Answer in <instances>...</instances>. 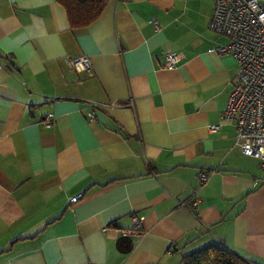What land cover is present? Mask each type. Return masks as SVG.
<instances>
[{
  "label": "crops",
  "instance_id": "0c3cea01",
  "mask_svg": "<svg viewBox=\"0 0 264 264\" xmlns=\"http://www.w3.org/2000/svg\"><path fill=\"white\" fill-rule=\"evenodd\" d=\"M213 9L109 0L72 27L57 0H0V264H183L211 244L264 264V170L222 120L238 61L213 50ZM133 214L143 233L122 235Z\"/></svg>",
  "mask_w": 264,
  "mask_h": 264
},
{
  "label": "built area",
  "instance_id": "2783aa9c",
  "mask_svg": "<svg viewBox=\"0 0 264 264\" xmlns=\"http://www.w3.org/2000/svg\"><path fill=\"white\" fill-rule=\"evenodd\" d=\"M154 22L156 23V20ZM210 28L228 38L226 43H216L213 50L223 54L230 53L238 61L233 90L223 111L222 120L236 125V145L244 154L258 158L264 170V0H214ZM180 60L179 52H168L165 67L173 69ZM67 63L77 72L89 71L92 68L88 55L68 57ZM111 105L115 106L116 103ZM130 105L134 107L133 100ZM101 106L103 104L99 102H91L88 117L95 119V110ZM54 119V114L49 113L43 123L50 126ZM209 127L216 131L220 124ZM210 175L209 170L199 171L200 183L204 184ZM82 196L83 193L74 195L70 201L75 203ZM189 204L195 207L198 198H192ZM188 207L192 208L190 205ZM132 219L133 226L120 229L122 235L139 236L143 233L144 217L133 214ZM104 230H107V227Z\"/></svg>",
  "mask_w": 264,
  "mask_h": 264
},
{
  "label": "trees",
  "instance_id": "16d2710c",
  "mask_svg": "<svg viewBox=\"0 0 264 264\" xmlns=\"http://www.w3.org/2000/svg\"><path fill=\"white\" fill-rule=\"evenodd\" d=\"M57 1L66 8L71 26L80 27L86 26L92 22L101 13L109 0ZM182 262L183 264H260L256 261L244 258L233 250L215 244L205 246L184 255Z\"/></svg>",
  "mask_w": 264,
  "mask_h": 264
}]
</instances>
